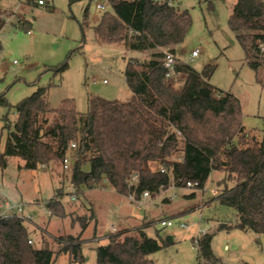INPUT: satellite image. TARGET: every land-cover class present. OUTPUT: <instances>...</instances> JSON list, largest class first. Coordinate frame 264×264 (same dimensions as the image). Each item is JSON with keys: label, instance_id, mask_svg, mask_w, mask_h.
Returning a JSON list of instances; mask_svg holds the SVG:
<instances>
[{"label": "trees", "instance_id": "16d2710c", "mask_svg": "<svg viewBox=\"0 0 264 264\" xmlns=\"http://www.w3.org/2000/svg\"><path fill=\"white\" fill-rule=\"evenodd\" d=\"M180 1L107 0L110 10L93 27L95 41L151 52L147 60L131 59L127 63L124 76L130 98L122 102L94 96L88 100L87 112L79 113L70 99L52 108L49 87H39L15 105L16 120L0 153V165L4 168L7 158L16 157L28 170L54 172L75 143L74 188L82 191L107 183L117 194H132L136 200L145 192L155 196L170 187L182 189L197 183L191 188L195 191L187 195V200L194 199L197 191L204 190L211 173L218 171L225 173L226 186L212 202L236 211L234 227L264 235V140L245 132L240 99L212 86L215 65L198 73L178 62L175 74L166 76L162 50L175 55V46L184 41L193 24L191 14L179 7ZM26 3L38 7L32 0ZM16 16L18 26L29 32L32 23ZM88 16L86 8L83 31L89 27ZM5 25L6 19L0 14V31ZM228 26L236 34L257 82L264 86L260 75L264 68V0H236ZM181 78L183 83L177 85ZM0 105L8 106L4 94L0 95ZM153 164L159 169L154 170ZM134 175L138 182L129 187ZM57 193L62 194V189ZM47 206L53 215L65 216L60 201L51 200ZM197 207L190 206L179 214ZM79 221L86 229L88 219ZM153 223L145 221L143 227L107 234V244L96 249L97 264H154L150 256L167 242L160 231L155 237L147 234L145 228ZM228 228L232 226H220L221 230ZM29 240L22 219L0 217V264L55 263L52 250L37 249ZM212 240L209 233L197 238L198 258L219 264ZM57 242L71 263L83 264L81 234L59 236Z\"/></svg>", "mask_w": 264, "mask_h": 264}, {"label": "rangeland", "instance_id": "374dc122", "mask_svg": "<svg viewBox=\"0 0 264 264\" xmlns=\"http://www.w3.org/2000/svg\"><path fill=\"white\" fill-rule=\"evenodd\" d=\"M26 1L0 0V14L6 19L0 31V95L4 94L8 102V106L0 105V153L5 150L16 120L15 105L39 87H49L52 108L70 99L79 113L87 112L88 100L94 96L125 102L131 96L124 76L127 63L131 59L147 60L151 54L95 41L93 27L110 10L107 0H99L105 7L101 11L93 0H45L46 5L38 7ZM235 4L236 0H181L179 7L191 14L193 24L184 41L175 46V55L179 63L198 73L208 65H215L210 83L218 91L240 99L245 132L263 141L264 86L257 82L236 34L228 26ZM86 8L89 27L83 31L81 23ZM16 15L32 23L29 33L18 26ZM196 50L198 57L191 59ZM64 66L67 67L60 70ZM260 75L264 79V68ZM177 82L181 85L183 78ZM6 124L10 128H5ZM24 164L19 158L9 157L4 168L0 165V193L23 206V216L31 217L24 225L33 246L52 250L56 257L54 264H77L71 263L69 254L60 252L59 236L81 234L83 264H97L96 249L107 244V234L143 227L145 221L154 222L145 228L150 237H155L157 231L165 240L172 237L171 244L150 256L154 264H208L198 258L194 242L203 231L213 234L212 250L219 264H264V235L234 227L236 211L212 202L226 186L225 173L213 171L204 190L197 191L194 199L187 200L194 189L170 187L150 196V201L156 199V204L151 203L150 208L142 204L138 209L107 183L78 191L71 185V174L64 172L62 166L53 172L43 168L28 170ZM152 168L158 170L159 165L153 164ZM85 170H90L89 165ZM73 196L75 201L70 199ZM57 198L65 210L63 217L53 215L47 206ZM197 204L196 209L179 214ZM84 217L88 219L86 229L79 221ZM161 219H172L176 224L162 228ZM180 222L188 228H180ZM221 225L232 228L221 230Z\"/></svg>", "mask_w": 264, "mask_h": 264}, {"label": "built area", "instance_id": "2783aa9c", "mask_svg": "<svg viewBox=\"0 0 264 264\" xmlns=\"http://www.w3.org/2000/svg\"><path fill=\"white\" fill-rule=\"evenodd\" d=\"M34 3H36L38 6H45L46 5V1L45 0H32ZM96 3V8L97 10H104L105 7L102 3H100L99 0H93ZM29 33V32H28ZM199 53L198 51H193L192 55H191V59H194L196 57H198ZM163 63H164V67L167 69V77H172L175 74V66L178 63L177 61V57L176 55H174L173 53H171L168 50H163ZM77 148L75 143H72L69 147V151L66 154V156L64 157L63 161H62V169L64 172L70 173L72 174L73 172V155L72 152L75 151V149ZM165 169L162 167L161 168V172H164ZM138 182V177L136 175L132 176L131 179L128 182V186L131 187L133 184ZM197 186V183L195 184H191L189 183L187 185L188 188H192V187ZM224 190V189H223ZM222 190V191H223ZM217 191H214V194H216ZM150 197V195L145 192L141 195L139 200H136L134 195H129L127 197V199L134 203L138 209H141L142 204H144L145 200L148 199ZM71 201H75V197H71L70 198ZM55 201H59V198H57ZM23 206L19 203H14L11 201L10 198H8V196L1 194L0 193V217L1 218H9V217H18L20 219H22L23 221L26 220H30L31 217H24L23 216ZM159 224L162 228H172L173 226H175L176 222L172 219H165V220H161L159 221ZM179 227L182 229H186L188 228V225L180 222L179 223ZM113 230V228H112ZM206 232H202L200 233L201 236L205 235ZM195 244L197 245V238L195 239ZM29 244H32V240H29Z\"/></svg>", "mask_w": 264, "mask_h": 264}, {"label": "crops", "instance_id": "0c3cea01", "mask_svg": "<svg viewBox=\"0 0 264 264\" xmlns=\"http://www.w3.org/2000/svg\"><path fill=\"white\" fill-rule=\"evenodd\" d=\"M125 199L127 198V197H124ZM128 200V199H127ZM156 199H153V200H151L150 201V197L148 198V199H146L145 200V202H144V204H145V207L146 208H150V204L152 203V205H154V204H156V201H155ZM129 201V200H128Z\"/></svg>", "mask_w": 264, "mask_h": 264}, {"label": "water", "instance_id": "95a60500", "mask_svg": "<svg viewBox=\"0 0 264 264\" xmlns=\"http://www.w3.org/2000/svg\"><path fill=\"white\" fill-rule=\"evenodd\" d=\"M166 242H167L168 244H171V243H172V237L168 236V237L166 238Z\"/></svg>", "mask_w": 264, "mask_h": 264}]
</instances>
